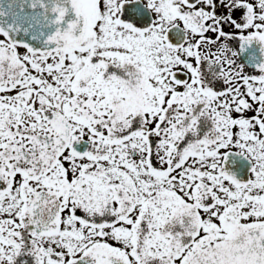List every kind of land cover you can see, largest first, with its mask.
Instances as JSON below:
<instances>
[{
  "label": "snow or ice",
  "instance_id": "1",
  "mask_svg": "<svg viewBox=\"0 0 264 264\" xmlns=\"http://www.w3.org/2000/svg\"><path fill=\"white\" fill-rule=\"evenodd\" d=\"M0 264H264V0H0Z\"/></svg>",
  "mask_w": 264,
  "mask_h": 264
}]
</instances>
